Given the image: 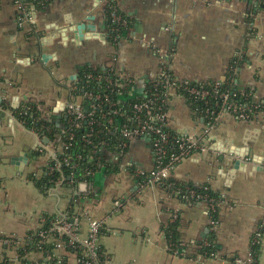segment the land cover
I'll return each instance as SVG.
<instances>
[{
  "label": "crops",
  "instance_id": "obj_1",
  "mask_svg": "<svg viewBox=\"0 0 264 264\" xmlns=\"http://www.w3.org/2000/svg\"><path fill=\"white\" fill-rule=\"evenodd\" d=\"M114 2L131 21L116 46L109 41L105 22L107 0H54L36 10L35 24L26 29L16 24L14 0H0V254L19 264L16 247L40 227L43 216L67 214L80 219L82 238L88 235L89 219L102 223L99 244L112 264H251L256 236L258 261L264 264V115L242 122L222 113L207 150L181 161L172 173L178 181L208 184L223 194L213 228L218 249L214 258L170 252L163 228L171 212L180 214L185 243L204 240L212 225L205 203L186 204L157 185L139 186L132 166L145 172L154 168L146 139L131 142L118 171H98L93 192L82 196L84 187L73 209L71 187L60 184L43 191L31 180L32 175L45 174L46 160L36 147V136L9 109L33 99L54 111L70 99L71 83L87 65L130 75L140 93L143 81L158 75L163 65L178 80L223 81L234 57L245 52L247 61L237 69L236 83L240 90L251 87L255 98L264 101V15L250 24L247 0ZM194 115L185 99L172 92L170 128L199 132ZM219 144L224 151L217 149ZM230 146L248 148L249 155H232ZM238 158L243 166L235 171ZM116 201L121 204L117 208ZM8 238L14 239L11 244ZM68 264L79 263L72 256Z\"/></svg>",
  "mask_w": 264,
  "mask_h": 264
},
{
  "label": "trees",
  "instance_id": "obj_2",
  "mask_svg": "<svg viewBox=\"0 0 264 264\" xmlns=\"http://www.w3.org/2000/svg\"><path fill=\"white\" fill-rule=\"evenodd\" d=\"M54 0H34L36 10L43 9L47 7ZM249 4V9L247 12L248 22L253 24L256 17L260 14L264 15V0H247ZM116 15L120 17V22H116L113 16ZM105 22L109 32V41L111 44L116 46L119 38L123 37L125 31L129 28L130 19L117 7L114 0H107V7L105 9ZM253 33V30L251 31ZM247 49V48H245ZM246 51V50H244ZM247 61L246 53L238 54L234 57L231 66L228 70L226 78L223 81H195L189 80L188 83L180 81L174 75L172 70L168 66L165 68V73L168 75L171 84L175 87V92L177 95L183 97L186 103L189 105L191 111L198 117L201 114H205L209 108L212 113L210 117H214L215 114L222 110V97L221 95L227 93L230 95V99L233 100L238 106L247 109V113L250 121H258L260 116L264 115V101L257 100L255 98V90L248 87L244 90H240L238 84L236 83L237 74L236 71ZM109 73L107 77L114 81L117 77L115 76V69L108 67ZM104 74V70L99 65H87L83 67L78 72V77L80 79L79 85L83 91H90L95 94L102 96H109V98L118 103V109L122 113H132L133 105L141 103L145 100H153L154 106L158 109L170 108L169 102L171 96L167 95V80L163 77L159 78L161 84L158 82H149L143 93L133 94L128 89H119L115 86H109V82L105 79L98 81L96 77ZM91 75V78L88 76ZM104 76V77H106ZM198 89L201 91L207 90L210 95L207 101L196 100L193 95H191L189 89ZM143 95H146V99ZM216 102V104H215ZM42 103H39L33 99H28L23 101V103L16 109H13L14 115L17 119L24 124L27 129L34 131L37 134L47 136L49 140L53 141L58 136H63L66 138L67 134L73 132L75 134L74 140L71 142V148L65 153L64 156H69L75 158L76 155L82 154L83 158L81 160L72 159V164H77L74 168L72 167H62L61 170H56L50 174H44L41 177L35 175L30 176L31 180L34 181L43 191L55 187L56 185H61L63 187H71L70 176L73 173L75 176V183L73 186H78L79 181H85L93 185L94 175L100 170H105V172L118 171L117 164L107 163L105 161H100L101 165L92 166V163H88V157L93 153L95 145H98L101 141H105L109 144L110 149L114 147L122 140L120 136L112 137L107 134V129L104 125L99 124V117L96 115L95 118L98 122H95L93 126L83 123L82 127L75 129L73 127V122L69 117L61 116L56 117L49 114L48 118L43 117V112L39 108ZM6 108V107H5ZM103 109H107L105 106ZM212 117V119H213ZM117 119L118 116H114ZM211 120V119H210ZM121 121L120 123H122ZM170 133V144L168 147V154L165 157V163L169 162L172 155L179 153L178 147V137L179 134L173 129H168ZM90 135V139L93 144H88L83 140V137ZM67 143L69 140H65ZM43 155V154H42ZM44 156V155H43ZM45 157V156H44ZM47 163V159L45 157ZM51 162V161H50ZM54 163V162H52ZM91 171L90 175H87V171ZM135 179L140 184L143 183L144 177L135 176ZM70 185V186H69ZM163 190H165L170 195H173L181 202L186 204H197L205 203L208 207V213L210 219L215 221L217 224L219 219L220 205L224 201L223 194L214 191L208 184L195 185L190 182L178 181L174 178L167 179L162 185H159ZM92 191V190H91ZM93 192V191H92ZM79 195H73L71 197L72 208L75 206ZM75 201V202H74ZM214 206V209L212 208ZM174 213V212H171ZM179 214V212H178ZM171 216V215H170ZM57 215H44L43 221L40 227L36 231L29 233L23 242L22 246L16 247V255L19 264H68L70 257L74 256L79 261L83 259L84 250L76 244L71 243V239L67 235H57L54 232H49V229L53 226V222L57 219ZM180 224L181 217L180 214L178 218L173 222H168L163 228V232L171 245L170 252L173 254L175 251H182L184 246L182 245L183 240L180 235ZM214 226H210V233L204 240L193 241L195 247H193V252L180 255L189 258L196 259L198 257L203 258H214L218 249L215 245V231ZM41 232L47 234V236L41 235ZM102 233L100 230L99 237ZM98 237V238H99ZM13 238H8V244H11ZM60 244V247H58ZM189 244V243H186ZM251 251L253 256V261L251 264H259V253H260V242L258 239L252 241ZM99 258L98 264H103L106 259L105 252L99 244ZM36 256V258L32 256ZM32 257V258H31ZM31 258V259H30ZM0 264H14L9 261L5 254H0ZM87 264V263H83Z\"/></svg>",
  "mask_w": 264,
  "mask_h": 264
},
{
  "label": "built area",
  "instance_id": "obj_3",
  "mask_svg": "<svg viewBox=\"0 0 264 264\" xmlns=\"http://www.w3.org/2000/svg\"><path fill=\"white\" fill-rule=\"evenodd\" d=\"M34 0H14L16 7V24L20 29H26L27 27L33 26L35 24V13L36 8L33 4ZM46 1V0H40ZM113 19L116 22H120V17L114 15ZM30 33V31H29ZM169 67V66H168ZM166 65H163L160 73L153 78H149L143 81L141 84V92L143 93L146 89V86L149 82H158L160 77H163L167 80V95L171 96L172 92H175V87L171 84L168 75L165 73ZM104 74L96 77L100 82L103 79L109 82V86H115L119 89H128L131 92V95L138 94L135 92L136 81L130 75L122 72L115 71V76L117 77L114 81L111 78L107 77L109 73L108 67H102ZM106 76V77H104ZM91 78V75L88 76ZM182 81V80H180ZM80 79L78 73L75 76L73 82L71 83L70 89V99L65 103H58L54 111L47 110L43 105H40L39 108L43 112V117L48 118L49 114L56 117H69L72 120L73 127L79 129L82 127L83 123H87L89 126H93L95 122H98L95 118L97 115L99 117V124L104 125L107 129V134L112 137L120 136L122 139L114 149H110L109 144L105 141H101L98 145H95V149L92 151V155L88 157V163H92V166L101 165L100 161H105L111 164H118L125 159L128 148L131 142L137 139H146L149 144L151 151L154 157V168L151 172H145L139 167L132 166L131 171L134 176L144 177L143 183H139L140 187H145L147 185H162L167 179L172 177V173L176 166L183 160L190 158L198 153L205 152L208 148V142L212 127L217 125L219 117L222 113L226 112L238 121L242 122H251L249 120L247 109L238 106L233 100L230 99V95L224 93L222 97V110L215 114L213 119L210 117V109L208 108L206 113L197 117L200 122L199 132L193 134H179L177 143L179 147V153L174 154L170 157L169 162L165 163V157L168 154V147L170 144L171 136L168 129H171L169 126V108L158 109L154 106L153 100H145L141 103L133 105L132 113H122L119 111L118 103L112 101L109 96H102L99 94L92 93L90 91H83L79 85ZM183 82L188 83L189 80H184ZM191 95L195 97L196 100L207 101L210 93L207 90L201 91L198 89H189ZM146 99V95H143ZM169 103L170 105V101ZM216 104V102H215ZM107 109H103V107ZM18 108V107H17ZM16 109V108H13ZM13 109H9V113L12 117L17 120L23 127L24 124L20 122L17 117L14 115ZM56 112V114H54ZM58 113V114H57ZM114 116H118L117 119H114ZM211 119V120H210ZM123 121L122 123H120ZM36 136V147L40 154H43L49 161L43 165L44 173L50 174L56 170H61L62 167H72L74 168L77 164H72V159L81 160L83 158L82 154L76 155L75 158L69 156H64L65 153L71 148V142L75 138V134L70 132L67 134L66 138L63 136H58L53 141L49 140L47 136L37 134L34 131L28 129ZM90 135L83 137V140L88 144H93ZM45 139H48V142L45 143ZM65 140H69L67 143ZM51 161V162H50ZM54 162V163H52ZM91 171H87V175H90ZM96 174V173H95ZM75 176L72 173L70 176V185L71 193L73 195L82 194V189L86 187V192L82 196L88 194V190L91 192L92 185L87 180L79 181L78 186H73ZM61 184V182H59ZM51 187L50 190L55 189ZM49 190V189H48ZM47 190V191H48ZM121 204L119 201L115 202V207L117 208ZM214 209V206L212 207ZM178 211L171 213L170 222L175 221L178 218ZM57 219L53 222V226L49 229V232H54L57 235H67L71 239L72 244H76L79 247L83 248L85 261L81 259L79 262L81 264H98L99 258V233L102 229V223L98 220L89 219V229L88 235L85 238H82L79 233L80 219L77 217H69L67 214L57 215ZM210 224L215 226V221L210 219ZM41 235L47 236L46 233L41 232ZM257 239V236H256ZM7 242V240H6ZM184 248L182 251H175L174 255H186L193 252V243H183ZM60 247V244H58ZM169 248L171 245L169 244ZM106 255V254H105ZM106 259L103 264H112L110 258L106 255ZM237 264H241L240 261H237Z\"/></svg>",
  "mask_w": 264,
  "mask_h": 264
},
{
  "label": "water",
  "instance_id": "obj_4",
  "mask_svg": "<svg viewBox=\"0 0 264 264\" xmlns=\"http://www.w3.org/2000/svg\"><path fill=\"white\" fill-rule=\"evenodd\" d=\"M78 32H79V29H78ZM45 58H47V57L45 56ZM47 142H48V139H45V143H47ZM229 148H230L229 149L230 150V153L232 155H235V156H237V157H239L241 159L249 155V149L248 148H246V149H238L236 147H231V146ZM217 149L220 150V151H224L223 144H219V146H218ZM239 158L234 163L233 170H235V171L238 170L239 168H241L243 166V162ZM18 159H20L21 161L24 159V161H25V159H27V158H25V157L22 158L21 157V158H18ZM18 162H17V159L13 160V163L14 164H17L18 165L19 164Z\"/></svg>",
  "mask_w": 264,
  "mask_h": 264
},
{
  "label": "rangeland",
  "instance_id": "obj_5",
  "mask_svg": "<svg viewBox=\"0 0 264 264\" xmlns=\"http://www.w3.org/2000/svg\"><path fill=\"white\" fill-rule=\"evenodd\" d=\"M41 161V159H39Z\"/></svg>",
  "mask_w": 264,
  "mask_h": 264
}]
</instances>
